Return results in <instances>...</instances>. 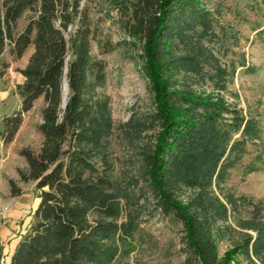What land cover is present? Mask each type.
Masks as SVG:
<instances>
[{
    "label": "trees",
    "instance_id": "trees-1",
    "mask_svg": "<svg viewBox=\"0 0 264 264\" xmlns=\"http://www.w3.org/2000/svg\"><path fill=\"white\" fill-rule=\"evenodd\" d=\"M110 2L122 19L124 42L140 50L135 60L152 97V110L123 128L131 139L145 129L156 131L135 153L143 163L142 176L162 200L158 206L179 210L200 264H264L262 209L256 207L242 222L255 234L243 233L223 258L207 225L209 216L228 217L214 185L225 181L247 145L262 136L260 119L246 117L221 93L230 70L211 47L218 37L217 10L208 0ZM97 6V0H0V53L9 48L14 59H21L34 49L19 69L25 78L17 87L20 109L0 116L4 144L15 140L24 115L44 98L43 144L38 151H20L28 163L19 169L20 179L36 183L38 204L9 264H109L115 256L111 242L126 195L113 178L108 64L93 53ZM23 17L27 21L20 29ZM9 68L4 63L1 73ZM196 76L211 80L214 89L198 92L190 81ZM10 185L13 196L22 194L15 180ZM184 189L193 191L187 203L172 200V193ZM228 200L237 208L236 200ZM1 247L0 236V253Z\"/></svg>",
    "mask_w": 264,
    "mask_h": 264
},
{
    "label": "rangeland",
    "instance_id": "rangeland-1",
    "mask_svg": "<svg viewBox=\"0 0 264 264\" xmlns=\"http://www.w3.org/2000/svg\"><path fill=\"white\" fill-rule=\"evenodd\" d=\"M97 4L92 12L98 29L93 53L108 64L105 91L110 97L115 123L113 178L126 195L121 197L119 231L111 242L115 256L109 264H200L179 210L175 207L162 210L158 206L162 200L142 176L143 163L135 149L149 143L155 129H145L141 137L131 139L123 128L131 118L141 119L152 110L148 82L135 60L140 50L124 42L127 36L122 19L110 0H97ZM208 4L217 10L220 20L218 37L211 47L218 62L230 70L227 90L221 93L230 106L243 110L246 117H258L262 127L261 138L247 145L245 155L229 169L225 181L213 187L214 195L228 208L227 219L207 217L208 228L223 258L242 240L243 233L255 234L251 229L242 228V222L252 216L256 207L264 213V2L208 0ZM26 21L27 17L20 20V29ZM33 50L29 48L21 59H14L9 48L0 53V116L20 109L17 87L25 78L19 69L27 65ZM4 63H9L10 68L2 74ZM190 81L198 92L214 89L208 78L196 76ZM43 106L42 97L24 115V122L11 144H4L0 138V264H9L14 248L34 222L33 212L38 204L36 183L21 181L19 169H26L28 163L20 151L25 147L35 151L41 148ZM241 133L242 130L237 137ZM11 180L22 188L20 196L12 195ZM192 194L193 191L184 189L172 193L171 197L185 204ZM230 197L237 201V208L228 202ZM237 259L247 262L243 254L237 255Z\"/></svg>",
    "mask_w": 264,
    "mask_h": 264
}]
</instances>
